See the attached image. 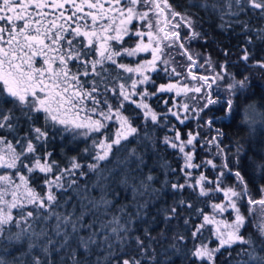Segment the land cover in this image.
Wrapping results in <instances>:
<instances>
[{"label":"snow or ice","instance_id":"snow-or-ice-1","mask_svg":"<svg viewBox=\"0 0 264 264\" xmlns=\"http://www.w3.org/2000/svg\"><path fill=\"white\" fill-rule=\"evenodd\" d=\"M189 6L218 13L222 20L225 16H238L248 8L259 10V16L264 18V0H195ZM196 28L192 16L187 11H176L169 0H0V133H5L0 134V169L5 170L0 174V264H10L8 256H12L11 264H57L53 256L61 252H64L61 264H82L79 251L90 254L94 248L102 250L104 256H98L92 264L155 261V255H148L152 238L147 235V229L148 245L144 238L131 235V226L134 221L144 219L148 206L147 200L137 203V198L157 192L151 189L155 179L151 174L139 186L131 175L147 165L144 153L127 146L135 141L145 149L149 144L155 147V139L147 127L141 136L136 126L141 117L145 125L150 121L153 128L171 124L169 131L174 135H165L162 143L177 150L183 160L179 172L184 177V183L177 180L171 184L173 190L191 188L198 198L205 199L223 195L220 203L210 204L212 214L195 209L194 203L184 199L177 207L165 210L168 214L164 219L168 222L179 217L181 206L195 209L197 218H203L191 231L193 240L201 242L191 249L183 246L189 264H216L222 250L229 253L232 264L233 246L240 248L235 264H264V239L257 244L242 232L247 219L241 211L245 198L249 214L255 206L264 211V195L252 199L248 181L240 170L242 146L237 141V160L233 165L226 146H221L224 133L219 128L210 139L201 140V134L192 131L183 139L177 124L172 123L174 119L186 126V121L203 119L201 114L205 110L218 105L216 111L222 115L205 121L209 129L218 121L228 127L264 126V111H258L254 104L241 108L242 101L248 99L243 95L250 87L248 77L236 80L227 73L224 64L215 72L210 60L201 64L199 57L194 58L187 45L201 37ZM184 29L188 30L187 36L181 35ZM126 38L138 40L134 46L125 47ZM177 47L187 58V75L175 66L171 50ZM141 53H150L151 58L135 66L120 62ZM249 55L244 50L241 59L246 61ZM257 64L264 67V61ZM206 67L213 70L212 75H197L193 71ZM161 72L169 83L157 87L154 76ZM228 78L231 82L221 88V82ZM149 87H155V92H150ZM166 93L175 95L164 100L167 111L157 112L148 100ZM188 101H193L195 106ZM131 105L135 106L132 109L135 115H125ZM41 119L42 126H36ZM22 121L28 127L19 136ZM113 125H116L114 131ZM50 132L59 133L63 139L70 137L73 142L82 138L86 144L82 155L69 158V165L60 167L51 159L53 153L46 149ZM8 136L13 139L9 140ZM198 144L209 152L215 148L211 152L213 158L195 163ZM41 146L45 147L43 154L38 151ZM119 152L127 155L123 159L117 157L115 168L106 167ZM216 158L221 160L220 164L214 162ZM82 159L89 162L82 164ZM251 166L264 179V159H253ZM162 167L167 169L166 176L176 174L177 170L167 162ZM206 167L220 169L215 180H210L204 172L198 177L193 175L192 170ZM120 168L125 170L121 184L128 186L129 179L133 181L136 211L129 213L126 211L129 206L123 205L117 209L119 215L104 219L111 213L112 201L104 192L106 185L100 182L108 180ZM39 174L44 175L39 186L45 189L43 193L30 183ZM89 175H95L96 180L90 185H80L79 181L87 180ZM229 175L234 176L235 183L225 185ZM164 186L167 187V181ZM94 189L102 192L99 199L90 196ZM260 191L264 193V185ZM69 192L79 202V215L75 205L69 212L57 210L71 203ZM224 213L233 215V219L223 218ZM88 216L93 219L85 223ZM190 220V216L184 219L186 230ZM257 228L264 237V223ZM208 231H211L209 239L214 237L218 241L216 247L204 242V233ZM82 232L87 235H81ZM185 239L183 235L174 238L170 248L179 250V242ZM133 245L138 256L129 255Z\"/></svg>","mask_w":264,"mask_h":264},{"label":"trees","instance_id":"trees-1","mask_svg":"<svg viewBox=\"0 0 264 264\" xmlns=\"http://www.w3.org/2000/svg\"><path fill=\"white\" fill-rule=\"evenodd\" d=\"M182 2L186 3V7L182 8L184 11L188 10L187 6V0H181ZM195 0H188V3H194ZM196 8V7H195ZM190 9V14H193L196 10V14L199 15V11H201V8L198 9ZM186 9V10H185ZM204 10V9H203ZM205 11V10H204ZM259 11H251V10H245L243 12V15H246L247 19L252 20V26H237L235 24L234 26H230L229 24L224 22V19L222 20L219 17H217V14L214 13V18H218L219 20H215L214 18L212 20L213 22V29L210 28L209 32L206 34L208 38L213 40L210 42L212 46L209 48L212 50V52H217V50H214L213 47H218L221 44H225L224 40L226 38H232L228 36H234L232 40L239 39L235 47H242V49L247 50L249 52L250 58H252L251 65L247 68L244 66L243 61H234L230 63L226 67L227 73L231 75V77H234L236 80L242 79L244 77H248L249 85L250 87L243 93V95H247L248 99L243 100L241 103V108L243 109L244 106L248 104H254L256 106V109L258 111H264V77L261 75V72H264V67L259 66L257 64V61H262L261 59H264V32L261 30L264 29V18H261L259 16ZM240 14V15H242ZM243 17V16H242ZM223 21H221V20ZM239 19V18H238ZM237 19V20H238ZM222 22V26L218 27L217 22ZM244 27V28H243ZM227 29L226 33L218 32V30L221 29ZM211 30L216 31V33H210ZM227 44V43H226ZM235 45V43L233 44ZM250 47V48H249ZM252 48V49H251ZM208 49L209 52H211ZM254 51V52H253ZM218 55H223V53L219 52ZM135 62V61H134ZM42 63V61H41ZM73 68H75V65H73ZM113 75H115V71L113 72ZM88 79H91V77H88ZM231 82V78L226 79L225 81L221 82V88L225 87L227 83ZM7 107H11V105H6ZM130 109H128L129 111ZM19 113H17L18 115ZM203 116V119H200L204 124L205 121H207L210 117L213 116H221L222 113L219 111H216L215 107H210V110H205L204 113L201 114ZM242 119V115L237 118L236 123L240 124V120ZM199 120V121H200ZM138 121V120H137ZM136 121V122H137ZM22 127L19 130L18 135L22 136L24 132L27 130V124L23 121ZM43 120L41 119L36 126H42ZM207 127V126H206ZM208 128V127H207ZM219 128L221 132L224 133V136L222 137L223 145H225L227 142L232 146V148H229L231 152L236 153V147H237V141L239 142V145L242 146L243 152L241 153L242 159L240 160V170L242 171V174L245 175V173H249L251 171H255L253 167L251 166V161L253 159L259 161L261 159H264V126H255L254 128H250L246 124H241L240 127H228L225 126L222 122L215 123L212 128L210 129L213 134L212 136L216 135V129ZM163 127H156V128H149L148 131L152 133L154 139H155V147L151 144L148 145L147 149L143 145H137L136 142H133L129 144L127 147L133 148L137 147L138 151L145 154V163L146 167H143L140 172H133L131 175L135 177V184L139 186V183L141 180H143L147 175L151 174L155 177V179L151 182V189H156L157 192L152 195H145L143 198H137V203H144L146 200L148 202L152 201L153 198L156 199V203H158V206L155 209V216L156 218L159 217L161 212L163 210H170L173 207L178 206V202L181 199H184L186 202L194 201V196L190 194L187 191L176 193V190L171 189V184L174 183L176 180L179 179V164L176 160L177 157H175L174 153L165 151L162 149V147L159 145L158 140V134H161ZM5 134V133H0ZM50 141L47 144L48 147H51L53 149L58 150L59 154L61 151L64 152H71L69 155L70 158L74 156H80L82 153V149L84 143L77 141H71L69 139H59L57 134H52L50 132ZM9 140H12V136H8ZM228 139L229 141H226ZM45 147H40L38 151L42 153V149ZM230 154V153H229ZM228 154V155H229ZM82 155V154H81ZM126 152H119L113 155L112 159L113 163H109L106 165L108 168H115V162L117 157L120 159H123L124 156H126ZM235 155V154H233ZM116 157V158H115ZM55 161L62 164V158L58 156H54ZM233 165H235V161L237 159L231 158ZM221 160L219 159L218 162ZM164 162H167L172 169H176V174L172 175L169 173L167 176L165 175V172L167 169L162 167V164ZM83 163V162H81ZM133 168H135V164L132 165ZM235 169V168H234ZM125 175L124 168H120L118 171H116L108 180H101L102 185H106L107 191L110 193L107 195V199L111 198L112 204L116 207H113L117 212V209L120 208L123 205H128L126 211L129 213H135L136 209L133 205V194L131 185L133 183L132 179H129V185L125 186L121 184V180L123 176ZM41 176V175H40ZM39 176V177H40ZM90 181L94 182L96 180L95 175H89ZM35 178V182L39 180L40 178ZM165 181H167V187H165ZM32 182H34L32 180ZM81 180L79 181V183ZM151 189H149V192H151ZM100 190V189H98ZM95 191V192H94ZM70 193V192H69ZM96 189L92 190L90 192L91 197H96ZM119 194V196H118ZM156 196V197H154ZM198 200L202 201L203 197H197ZM63 200V199H62ZM211 201H214L211 199ZM194 203V202H193ZM244 207L241 208L242 213L246 216V227L244 228L245 231H253L256 228V217L253 210L252 214H249V206L247 204V198L244 199ZM79 204V202H78ZM168 204H170V209L168 207ZM201 207L203 205H200ZM67 212H68V208ZM65 208H61V212H66ZM76 212V211H75ZM151 209L148 207L146 208L145 212L143 213L144 219L143 220H137L134 221L133 225L131 226L133 228V231L131 235L133 237L140 236L141 238H144L145 245H148L150 241L145 238V234L139 235V233L145 232L144 228H146V224H148L149 219L152 220V217H150ZM179 217L174 218V224L178 225L179 227L183 224L184 219L188 218V210L186 207H178ZM112 216H110L108 219H111ZM150 217V218H149ZM88 218H93L92 216H88ZM104 218V217H103ZM157 224V223H156ZM142 226V227H140ZM144 227V228H143ZM150 227V225L148 226ZM167 228L171 229L170 225L166 226ZM139 228H143V230H138ZM15 230V229H14ZM82 235V234H81ZM150 237V235H148ZM168 237V236H167ZM164 238V239H153L151 242V247L148 248V255L153 256L155 255V261L152 262V264H189L188 258L185 257V249L181 248L179 250H174L170 248V245L173 243V238ZM186 240V239H185ZM184 240V241H185ZM75 247V245H73ZM81 254H85L83 251H79L78 258L81 259L82 264H92L97 257L103 258L104 252L102 250L93 249L90 254H85L84 256H80ZM20 253H13V256H19ZM129 255H137L138 251L135 248V245L132 246L131 251L129 252ZM64 256V252L59 253V255H54L53 259L57 262V264H61V257ZM6 259L10 262L12 261V256L6 257ZM147 264V261L145 262ZM194 264H198V262H194ZM216 264H229V253L224 251L221 252L217 256Z\"/></svg>","mask_w":264,"mask_h":264},{"label":"rangeland","instance_id":"rangeland-1","mask_svg":"<svg viewBox=\"0 0 264 264\" xmlns=\"http://www.w3.org/2000/svg\"><path fill=\"white\" fill-rule=\"evenodd\" d=\"M169 3L173 5V7L176 9V11L182 12V13L185 12L182 8L186 7L185 6L186 3L182 2L181 0H169ZM190 4L191 3H188V0H187L188 10H186V9L185 10L188 12V14H190L189 12L192 13V11H189L190 9H192V8L194 9L195 8V7H190L189 6ZM196 10H195V12H196ZM247 10H251L253 12H255V11L258 12L259 11L257 9H251V8H248ZM195 12H193V14H190V15L192 16L194 21H196V23H197L196 30L199 31L202 35H201V37L198 40L190 41L188 43L187 47L194 54V58L199 57L198 63L203 64L205 62V60H210L211 64L214 66L215 72H219L220 71V67L219 66L221 64H224L225 67H227L230 63H232L234 61H243L241 63H243L244 66L247 68L248 66L251 65L252 61H255V60H252V58H250V56H249V59L246 60V61L241 59V56L244 54V49H242V47H235L237 42H239L238 40L240 38L232 40V38H234V36H228V37H232V38H226V40H224L225 44H221L218 47H216V46L213 47V48H215L214 50H217V52H212V50H210L209 48L212 46V44L210 42H212L213 40L208 38V36L206 34L209 32L210 28H212V29L214 28L213 27V22H212V21H214V20H212L214 18V13H212L211 11H204L202 8H201V11H199V15L196 14ZM216 14H217V17H219L218 13H216ZM246 17L247 16L243 15V14L242 15L239 14L238 16H225L224 17V22L229 24L230 26H234L235 24H237V26H239V27L241 25L242 26H247V27L252 26L251 25L252 24V20H249ZM214 19L217 20V21L219 20L218 18H214ZM221 21H219V23L218 22L216 23L218 27L222 26V22L223 21L222 22ZM222 31L224 33H226L227 29H223L222 28L221 30H218L219 33L222 32ZM213 32L216 33V31H214V30L210 31V33H213ZM181 35L182 36H187L188 35V30L184 29L182 31ZM146 39L147 38H145V41H146ZM137 40H138V38H133V39L126 38V42H125L124 46L125 47L134 46L135 43L137 42ZM234 43H235V45H233ZM208 49L211 52H209ZM171 52H172V57H173V59L175 61V66L177 67V70L182 72L184 75H187L186 69H187V66H188V61H187L186 56H183V55L180 54L181 50L178 47L172 49ZM219 52L223 53V55H218ZM225 53H227V54H225ZM150 58H151L150 53H141L137 57H125L120 62L121 63H125V64H129L130 66H135V64L139 63L140 61L146 60V59H150ZM261 60L264 61V59H261ZM116 71H119V70H116ZM193 71L197 75H212L213 74V70L210 69V68H207V67L206 68H201V69H194ZM261 75L264 77V72H261ZM154 79H155V83H156L157 87L160 84L169 83V80L164 76L163 72H161L158 76H154ZM171 82L174 83L175 82V78ZM129 83H130V81H129ZM141 90H143V88H141ZM148 90L150 92H155V87H149ZM174 95H175L174 93H171V94H167L166 93V94H163V95H158L157 97L150 98L148 100V103L157 112H164V111H167V107L164 104V100L168 99L169 96H174ZM134 99H139V97H134ZM181 99H183V98L181 97ZM188 102L192 103L193 106H195V103L193 101H188ZM113 103H115V101H113ZM168 106L169 107L171 106V100H169ZM211 107L218 108L219 106L215 105V106H211ZM134 108H135V106L131 105L129 107L130 110L129 111L128 110L125 111L124 114L125 115H135V113L132 111V109H134ZM142 120H143V118L141 117L140 120L135 122L136 126H138L140 128L141 136L144 135L145 127H147V130L149 128H153L150 121L147 123V125H145L142 122ZM199 120L197 118H192L191 120L185 122L186 126L185 125H179L178 122L175 121L174 119H172V123L173 124H177L178 129L182 133V138L183 139H187V133L189 131L199 132L201 134V136H200L201 140H203L205 138H209L210 139L212 137L213 132L209 128H207L205 126V124L201 120L200 121ZM162 124H163V122H162ZM257 126H259V125H257ZM115 127H116V125H113V128H112L113 131H114ZM170 127H171V124L168 127H163L161 134H158V137H159L158 143L162 147V149H164L165 151L174 153L175 157H177L176 160L178 161L179 168H180L181 165L183 164V160L180 158L177 150H174V149H172L170 147H166L162 143L163 137L165 135H170V136L174 135L173 132L169 131ZM56 134H57L59 139L62 138L59 133H56ZM70 140H71V138H70ZM79 141L82 142V138ZM226 141H229V140L226 139ZM133 142H135V141H133ZM88 143H91V141H88ZM225 146H226V153L227 154L230 153L229 156L231 158L237 159V156L233 155V154H235V152H231L230 150H228L229 148H232V146L229 144V142H227L222 147H225ZM83 147H86L85 143H84ZM197 148H198V151H197L196 156H195V161H194L195 163H200V161H202V160L213 158L212 155H211V152H214L215 148H212L211 152L207 151L206 147H202L199 144L197 145ZM46 149H47V151L53 153V155L51 157L52 160H55L54 156H58V157L62 158V164H60L58 162L60 167L63 168V167H67L69 165V158H70L69 155L71 154V152L61 151L60 154H59L58 150L53 149L51 147L46 146ZM19 150L20 149L17 148V151H19ZM44 151H45V148L42 149V153L41 154H43ZM113 160L114 159H112L111 163H113ZM218 160H219V158H216L214 160V162L217 163V164H220V161L218 162ZM80 162H83L82 164H86L89 161L82 159V160H80ZM4 171L5 170L0 169V174H2ZM8 171H11V170H8ZM218 171H220V169L213 170L211 167H206V168L192 170L194 176L198 177L200 172H204L205 175L208 176L210 180H215L216 173ZM178 176H179V179H178L179 183H184V177H183V175L180 172H179ZM260 176H261V173H258L256 171H251L249 173H245V179L248 181L249 189H250L251 194H252V199H254V200H258V199H260L262 197V195H264V193H261V191H260L261 186L264 185V179L260 178ZM37 177H39L40 179L35 182V178H37ZM32 180L34 182H32ZM32 180H30L31 185L34 188H36V190L38 192L43 193V191H45V189L42 188V187H39V186L43 184L44 175L43 174H39L36 177H34ZM176 182H177V180L174 183H176ZM85 183H87L89 185L93 183L92 181H90V176L87 177V180L81 179L80 185H84ZM234 183H235L234 176L229 175V176L226 177L225 185H232ZM211 187H214V185H211ZM184 191H187V192H189L190 194H192L194 196L195 199H194V201H191V203L194 202L195 209H201L206 214H212L213 210L210 207L211 203H220L223 200V195L222 194H218L215 199L210 196L207 199L203 198V200L200 201V200L197 199V197H198L197 194L195 192H193V190L191 188L185 189V190L180 191V192H184ZM104 192L107 193V195L110 194L107 191V187L104 188ZM96 193H97L96 197H97V199H99L100 196L102 195V192L100 190L96 189ZM176 193H178L177 190H176ZM68 196L72 197V201H71V203H69L65 207V209L68 208V212L72 211L73 210V205H75L76 206V208H75L76 214L79 215L80 207H79V204H78V200L75 198V196L71 192L68 193ZM118 196H119V194H118ZM154 197H156V196H154ZM111 198H113V197H111ZM111 198H109V200H111ZM62 199L63 198H61V202H63ZM211 199L214 200V201H211ZM156 200H157V198L156 199L153 198L152 201L148 202V206L147 207L149 209H151L150 217H152V220L149 219L148 224H146V228L143 227L144 230L147 229V235H150L152 240L153 239H155V240L164 239L167 236H168L167 238H171L172 237L174 239V238H176V237H178L180 235H183V236L187 237V239L185 241H180L179 242V249H181V248L185 249L183 247L184 245H187V248L191 249L194 244H199L201 242L199 239L193 240V238L191 237L192 226L194 224H199L202 221V219H203L202 217L197 218L195 209H191V210L187 209L188 210V215L191 217V220H190L189 226H188V228L186 230L185 229V225H184V221H183V224L180 227L178 225L174 224V219H172L170 222L165 221L164 217L168 214L165 210H163L161 212V214L159 215V217L156 218L155 209L158 206V203H156ZM113 204H112V206L115 207ZM200 205H203V206L201 207ZM112 206H111V208H112ZM169 206H170V204H168V207ZM60 209L61 208H59L57 210L60 211ZM114 209H112L111 213L108 216H105L104 219H108L112 215H118ZM169 209H170V207H169ZM29 210H30V206H29ZM253 210H254L255 217H256V228L253 231H248V230L245 231L244 229H242V232L244 233L246 238L251 236V238L253 240H255L257 244H259L260 240L264 239V237H262L260 235V233L258 231V228H257V225L261 224V223H264V211H262L259 206H255ZM15 211L16 210H14V214H15ZM101 211H103V209H101ZM66 212H67V209H66ZM217 218L219 219L221 217L217 216ZM223 218H225L227 220H231V219H233V215H231L229 213H224L223 214ZM92 219L93 218H88L84 222L88 223ZM149 225H150V227H148ZM167 225H170L171 229L167 228L166 227ZM140 227H142V226H140ZM209 227H211V226H209ZM143 228H139L138 230H143ZM81 234L82 235H87V232H82ZM143 234H145V232L139 233V235H143ZM210 236H211V231L205 232L204 236H203L204 242L208 243L210 247H216L218 241H215L214 237L210 240L209 239ZM81 251H83V250H81ZM184 251H186V249ZM239 251H240L239 246H233V250H232L233 261H232V264H235V259H238L236 257V253L239 252ZM222 252H224V251L222 250ZM84 255L85 254H81L80 256H84Z\"/></svg>","mask_w":264,"mask_h":264}]
</instances>
